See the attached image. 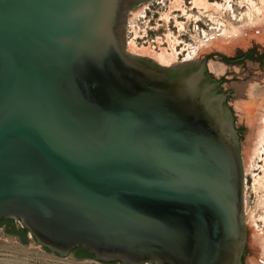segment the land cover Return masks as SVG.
Listing matches in <instances>:
<instances>
[{
	"label": "water",
	"instance_id": "water-1",
	"mask_svg": "<svg viewBox=\"0 0 264 264\" xmlns=\"http://www.w3.org/2000/svg\"><path fill=\"white\" fill-rule=\"evenodd\" d=\"M149 1L0 0V219L61 256L245 264L230 94L206 59L127 50Z\"/></svg>",
	"mask_w": 264,
	"mask_h": 264
},
{
	"label": "rangeland",
	"instance_id": "rangeland-1",
	"mask_svg": "<svg viewBox=\"0 0 264 264\" xmlns=\"http://www.w3.org/2000/svg\"><path fill=\"white\" fill-rule=\"evenodd\" d=\"M127 41L147 51L143 56L167 52L169 65L186 61L189 54L192 58L188 60L206 59L216 78L226 76L224 87L234 89V96L228 100L235 114L245 166L244 260L245 264H264V246L254 241L257 234L264 245V132L262 137L258 132L264 124V62L260 65L248 60L233 66L224 59L253 49L264 53V0H151L130 13ZM211 63L219 67V72L211 69ZM250 85L255 86L253 97L243 94ZM243 100L245 104L251 102V108L242 107ZM16 220L18 229L23 228ZM27 235L28 245L0 228V264H111L77 257L74 252L68 256L49 252L30 232Z\"/></svg>",
	"mask_w": 264,
	"mask_h": 264
},
{
	"label": "flooded vegetation",
	"instance_id": "flooded-vegetation-1",
	"mask_svg": "<svg viewBox=\"0 0 264 264\" xmlns=\"http://www.w3.org/2000/svg\"><path fill=\"white\" fill-rule=\"evenodd\" d=\"M224 59H225L226 63H228L229 65L231 64L233 66L245 64L246 61H248V60L249 61H253V62L254 61L258 62L260 65H262V63L264 62V53L253 49V50H248V51L242 53L240 56H237L235 58H224ZM217 79L219 81H221V84H222L223 89L225 90V92L230 94L229 98L234 96V89L233 88L226 89L224 87V83L227 82L226 76H224L223 78H217ZM0 224H1L0 228H4L6 231H8V230H16L17 233H13L12 235L13 236H18L21 240H23L22 233L24 232L25 228L23 227L22 230H19L18 226H17V220L16 219H0ZM26 236H27V234H26ZM72 252H74L75 256H77V257H79V254H81V253H87L85 251V249H83L82 247H76Z\"/></svg>",
	"mask_w": 264,
	"mask_h": 264
},
{
	"label": "bare ground",
	"instance_id": "bare-ground-1",
	"mask_svg": "<svg viewBox=\"0 0 264 264\" xmlns=\"http://www.w3.org/2000/svg\"><path fill=\"white\" fill-rule=\"evenodd\" d=\"M209 43L210 42H208V45H209ZM207 45V43H206V46H208ZM204 47H205V45H204ZM127 50L128 51H130V53L132 52V54H136V55H138V54H140L141 56H143V55H146V53L145 52H147V51H141V50H139L136 46H135V44H133V43H131V42H129L128 43V46H127ZM150 56H151V58H153L154 60H156L158 63H160V64H163V65H169V64H171V62H170V60L171 59H169V55L167 54V52H161V53H158V54H150ZM190 58H192L191 57V54H189V56L187 57V59H186V61L188 60V59H190ZM211 69L212 70H215L216 72H219V67L218 66H216L215 64H213V63H211ZM254 91H255V86L254 85H250V86H248L246 89H245V91H244V95H246V96H251V97H253V95H254ZM241 102V101H240ZM239 102V103H240ZM238 103V102H237ZM238 103V104H239ZM241 104L243 105L242 107H247V108H249L250 107V105H251V102H250V105L249 104H245V102H244V100H243V102H241ZM247 108H245V109H247ZM251 108V107H250ZM263 108V107H262ZM249 110V109H248ZM252 110V109H251ZM249 112H250V110H249ZM253 112V111H252ZM261 118L263 119L264 118V109H263V112L261 113ZM262 126H260L259 127V134H260V136L262 137V135H263V132H264V124H261ZM261 132H262V134H261ZM260 140H262L261 138H260ZM260 140H259V142H260ZM261 143V142H260ZM257 144H259V143H257ZM262 238H260L257 234H254V241L257 243V244H259V245H261V246H264L263 245V241L261 240ZM262 254V253H261ZM264 254V253H263Z\"/></svg>",
	"mask_w": 264,
	"mask_h": 264
},
{
	"label": "trees",
	"instance_id": "trees-1",
	"mask_svg": "<svg viewBox=\"0 0 264 264\" xmlns=\"http://www.w3.org/2000/svg\"><path fill=\"white\" fill-rule=\"evenodd\" d=\"M0 227H1V224H0ZM7 233L13 234V233H17V231L16 230H8ZM27 233H28V230L27 229H24V232L22 233V235H23V241L26 240V237H27L26 234ZM85 251L87 253H81V254H79V257H92V258H94V254L90 253L88 250H85Z\"/></svg>",
	"mask_w": 264,
	"mask_h": 264
}]
</instances>
